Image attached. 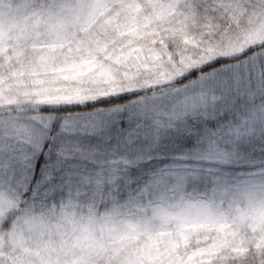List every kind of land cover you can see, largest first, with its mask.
Segmentation results:
<instances>
[{
  "label": "snow or ice",
  "instance_id": "6c2138e0",
  "mask_svg": "<svg viewBox=\"0 0 264 264\" xmlns=\"http://www.w3.org/2000/svg\"><path fill=\"white\" fill-rule=\"evenodd\" d=\"M195 9L0 0V264H264V0Z\"/></svg>",
  "mask_w": 264,
  "mask_h": 264
},
{
  "label": "rangeland",
  "instance_id": "374dc122",
  "mask_svg": "<svg viewBox=\"0 0 264 264\" xmlns=\"http://www.w3.org/2000/svg\"><path fill=\"white\" fill-rule=\"evenodd\" d=\"M202 0H178V3L181 5L182 8H186L187 11L185 12V16L181 17L180 19H188V21L195 25L196 21L201 19V14L196 12L195 5L201 3ZM11 4L13 7L16 6L17 0H11ZM178 10L173 9L169 13V16H172L174 13H176ZM195 17V19H193ZM180 21H177V24ZM249 27L254 28L256 30L264 31V13L261 14L259 20L253 19L249 24H241L236 31L232 33H225L222 35L218 40L215 41V44L224 46H227L230 42H235L237 36H243L245 32L249 29ZM107 83V77L105 78L103 83L100 82H94L92 85H89V87L95 89L98 93L102 94L104 87ZM259 103V101H257ZM253 171H259L258 169H253ZM49 223H54V221L49 218ZM52 238L56 239L55 232L52 231L51 233ZM238 240H244L246 246H252L254 249L259 246H264V216H253L250 217L247 222L244 224V231L241 233V235L237 238ZM44 255V254H41ZM68 255H71V252L68 253ZM35 264H40V257L35 256L34 254L31 257ZM99 259V258H98Z\"/></svg>",
  "mask_w": 264,
  "mask_h": 264
}]
</instances>
